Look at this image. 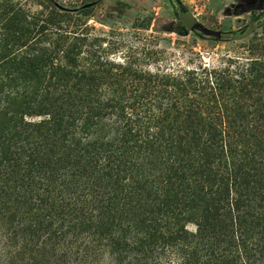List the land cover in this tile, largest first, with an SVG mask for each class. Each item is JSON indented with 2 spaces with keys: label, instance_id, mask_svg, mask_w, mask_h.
Listing matches in <instances>:
<instances>
[{
  "label": "trees",
  "instance_id": "16d2710c",
  "mask_svg": "<svg viewBox=\"0 0 264 264\" xmlns=\"http://www.w3.org/2000/svg\"><path fill=\"white\" fill-rule=\"evenodd\" d=\"M98 2L0 0V264H264V36L149 68Z\"/></svg>",
  "mask_w": 264,
  "mask_h": 264
},
{
  "label": "rangeland",
  "instance_id": "374dc122",
  "mask_svg": "<svg viewBox=\"0 0 264 264\" xmlns=\"http://www.w3.org/2000/svg\"><path fill=\"white\" fill-rule=\"evenodd\" d=\"M95 6L88 23L119 42L114 57L128 51L147 54L149 68L172 70L199 61L216 64L226 54L246 56L249 39L264 36V24L235 39L202 35L192 28L195 23L223 37L239 33L264 13V0H99Z\"/></svg>",
  "mask_w": 264,
  "mask_h": 264
},
{
  "label": "water",
  "instance_id": "95a60500",
  "mask_svg": "<svg viewBox=\"0 0 264 264\" xmlns=\"http://www.w3.org/2000/svg\"><path fill=\"white\" fill-rule=\"evenodd\" d=\"M192 28L199 31L202 35L212 36L214 38H220L221 33L216 31H211L203 26H199L198 24H192Z\"/></svg>",
  "mask_w": 264,
  "mask_h": 264
},
{
  "label": "flooded vegetation",
  "instance_id": "af4514ba",
  "mask_svg": "<svg viewBox=\"0 0 264 264\" xmlns=\"http://www.w3.org/2000/svg\"><path fill=\"white\" fill-rule=\"evenodd\" d=\"M206 36H207V35H206ZM221 36H222V34H221ZM221 36H220V37H221Z\"/></svg>",
  "mask_w": 264,
  "mask_h": 264
}]
</instances>
